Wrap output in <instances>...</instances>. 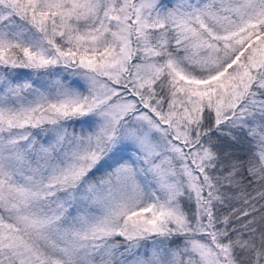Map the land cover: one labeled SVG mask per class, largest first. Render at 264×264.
I'll return each instance as SVG.
<instances>
[{
  "label": "snow or ice",
  "instance_id": "snow-or-ice-1",
  "mask_svg": "<svg viewBox=\"0 0 264 264\" xmlns=\"http://www.w3.org/2000/svg\"><path fill=\"white\" fill-rule=\"evenodd\" d=\"M0 264H264V0H0Z\"/></svg>",
  "mask_w": 264,
  "mask_h": 264
},
{
  "label": "trees",
  "instance_id": "trees-1",
  "mask_svg": "<svg viewBox=\"0 0 264 264\" xmlns=\"http://www.w3.org/2000/svg\"><path fill=\"white\" fill-rule=\"evenodd\" d=\"M166 2H167V0H166ZM17 72L19 73L21 78H26V73L28 72V70L18 69Z\"/></svg>",
  "mask_w": 264,
  "mask_h": 264
}]
</instances>
